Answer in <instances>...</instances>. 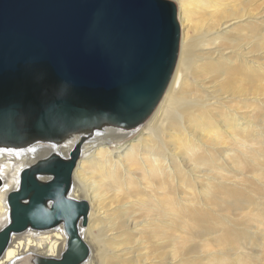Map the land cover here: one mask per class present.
Instances as JSON below:
<instances>
[{
    "label": "bare ground",
    "instance_id": "bare-ground-1",
    "mask_svg": "<svg viewBox=\"0 0 264 264\" xmlns=\"http://www.w3.org/2000/svg\"><path fill=\"white\" fill-rule=\"evenodd\" d=\"M174 1L178 58L146 120L0 145V232L22 171L80 145L83 264H264V0ZM67 242L63 225L13 233L0 264L60 259Z\"/></svg>",
    "mask_w": 264,
    "mask_h": 264
},
{
    "label": "water",
    "instance_id": "water-1",
    "mask_svg": "<svg viewBox=\"0 0 264 264\" xmlns=\"http://www.w3.org/2000/svg\"><path fill=\"white\" fill-rule=\"evenodd\" d=\"M179 46L168 0H0V145L58 141L104 123L139 125L164 95ZM80 156L78 145L69 158L53 154L22 171L8 196L0 256L13 233L63 225L62 257L35 264L87 260L80 224L90 206L69 196Z\"/></svg>",
    "mask_w": 264,
    "mask_h": 264
},
{
    "label": "rangeland",
    "instance_id": "rangeland-1",
    "mask_svg": "<svg viewBox=\"0 0 264 264\" xmlns=\"http://www.w3.org/2000/svg\"><path fill=\"white\" fill-rule=\"evenodd\" d=\"M168 1H172V2H174V4H176L178 6L176 1H174V0H168ZM178 9H179V6H178ZM131 140H138L137 139V133H134L133 135L129 136L127 142H125L123 145H117V147H120L119 149H121V148L123 149V147L128 145V142Z\"/></svg>",
    "mask_w": 264,
    "mask_h": 264
}]
</instances>
